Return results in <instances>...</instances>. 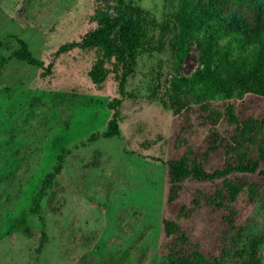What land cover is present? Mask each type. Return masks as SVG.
Wrapping results in <instances>:
<instances>
[{"label": "rangeland", "instance_id": "rangeland-1", "mask_svg": "<svg viewBox=\"0 0 264 264\" xmlns=\"http://www.w3.org/2000/svg\"><path fill=\"white\" fill-rule=\"evenodd\" d=\"M128 2L171 24L164 35L169 42L180 0ZM230 8L254 24L250 7ZM94 9V0H0V63L22 39L45 67L53 64L51 73L15 59L0 65V264H161L164 216L179 223L206 256H218V206H203L186 219L177 216L176 204L165 206V161L193 150L213 170L233 157L235 125L221 120L205 126L196 121L199 105L186 116L175 96V82L205 70L200 50L193 42L180 56L167 44L160 53L141 56L122 96L116 60L106 65L103 83L89 78L99 49L56 56L61 46L81 42L97 28ZM114 99H122L119 136L83 146L108 130ZM212 105L225 111L228 102ZM255 115L264 118V108ZM182 117H191L189 123ZM64 150L63 170L42 203L43 223L29 212L32 198ZM198 189L204 187L186 182L177 201L189 204ZM230 207L245 224L264 231L258 202L240 195ZM22 214L32 238L13 226ZM44 231L48 242L37 253ZM262 254L264 260V246Z\"/></svg>", "mask_w": 264, "mask_h": 264}, {"label": "trees", "instance_id": "trees-1", "mask_svg": "<svg viewBox=\"0 0 264 264\" xmlns=\"http://www.w3.org/2000/svg\"><path fill=\"white\" fill-rule=\"evenodd\" d=\"M94 3L91 20L97 23V28L81 42L61 46L56 56L74 49H99L102 55L89 72V78L94 84L103 83L108 76L106 65L116 60L122 66L119 90L125 96L126 85L141 56L160 53L167 44L177 55L186 56L195 42L205 60V70L195 72L191 79L175 82V96L182 109H186V116L193 105H199L197 122L213 127L227 120L236 127L230 147L233 157L218 168L207 169L193 150L164 162L166 208L176 204L177 216L186 219L203 206H218L215 213L220 221L221 253L206 256L201 245L192 242L179 223L164 216L161 264H264V231L245 224L230 207L240 195H246L264 209V118L255 115L264 108V0H180L173 15L176 32L169 42L164 35L170 31L171 24L159 23L151 11L128 0H94ZM230 4L250 7L254 24L231 10ZM157 31L162 37L155 40L153 33ZM17 42L19 48L1 66L15 59L51 73L53 64L45 67L26 41ZM217 101L228 102L225 111L213 107L212 103ZM121 104L122 99H114L108 105L114 111L108 130L93 134L83 146L119 136ZM182 118L188 124L191 117ZM66 153L64 150L58 156L57 164L32 198L29 212L43 223L42 203L63 170ZM186 182L204 187L198 189L189 204L177 201ZM13 226L25 237H33L25 215L16 218ZM47 242L44 231L37 253H42Z\"/></svg>", "mask_w": 264, "mask_h": 264}]
</instances>
